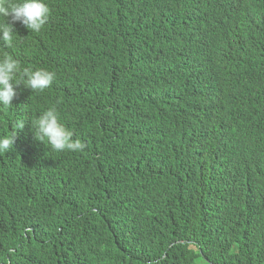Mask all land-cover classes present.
<instances>
[{"label":"trees","instance_id":"obj_1","mask_svg":"<svg viewBox=\"0 0 264 264\" xmlns=\"http://www.w3.org/2000/svg\"><path fill=\"white\" fill-rule=\"evenodd\" d=\"M88 1L70 30L87 34L88 88L40 102L21 84L0 108L10 135L54 104L88 105L62 118L83 150L55 152L29 122L0 153V262L264 264V71L248 74L246 39L258 0ZM201 49L211 67L183 69Z\"/></svg>","mask_w":264,"mask_h":264},{"label":"clouds","instance_id":"obj_2","mask_svg":"<svg viewBox=\"0 0 264 264\" xmlns=\"http://www.w3.org/2000/svg\"><path fill=\"white\" fill-rule=\"evenodd\" d=\"M248 9L252 18L246 25V39L251 44L247 67L248 74L256 75L260 70L264 71V64H256L264 54V2L249 3ZM88 10H94L93 2L88 0H0V108L12 106L16 87L21 84L40 102L61 95L75 97L80 90L88 88L89 85L84 83L87 64L81 52V40L87 34L77 41L70 31L75 25L85 23V12ZM211 60L212 54H205L201 49L185 59L183 69L205 73V68L211 67ZM193 81L200 84V80L194 79L185 90L191 87ZM93 93L92 105L95 108L98 92ZM78 110L87 111L88 105L75 102L70 112L59 113L54 104L31 121H16L10 135H0V153L13 150L16 130H23L29 122L34 138L55 152L83 150V143L73 139L75 132L69 130L62 119ZM246 129L248 127L241 131ZM240 145L243 153L247 142H240ZM223 152L226 153V150ZM236 161L240 162L241 158L237 156ZM261 168H264V162ZM257 176L261 177V174Z\"/></svg>","mask_w":264,"mask_h":264}]
</instances>
